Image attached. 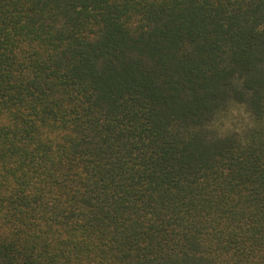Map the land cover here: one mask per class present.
I'll return each instance as SVG.
<instances>
[{
    "label": "trees",
    "instance_id": "obj_1",
    "mask_svg": "<svg viewBox=\"0 0 264 264\" xmlns=\"http://www.w3.org/2000/svg\"><path fill=\"white\" fill-rule=\"evenodd\" d=\"M0 264H264V0H0Z\"/></svg>",
    "mask_w": 264,
    "mask_h": 264
},
{
    "label": "rangeland",
    "instance_id": "obj_2",
    "mask_svg": "<svg viewBox=\"0 0 264 264\" xmlns=\"http://www.w3.org/2000/svg\"><path fill=\"white\" fill-rule=\"evenodd\" d=\"M241 113H242V111H241L240 108L235 109L234 111L229 112L228 114H226V116H224V118H222L219 121V123L217 124V126L220 127V128H226L231 123V120L234 117H240Z\"/></svg>",
    "mask_w": 264,
    "mask_h": 264
}]
</instances>
